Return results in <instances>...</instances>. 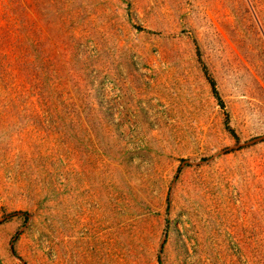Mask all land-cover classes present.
Instances as JSON below:
<instances>
[{
    "label": "rangeland",
    "instance_id": "1",
    "mask_svg": "<svg viewBox=\"0 0 264 264\" xmlns=\"http://www.w3.org/2000/svg\"><path fill=\"white\" fill-rule=\"evenodd\" d=\"M263 136L264 0H0V264H264Z\"/></svg>",
    "mask_w": 264,
    "mask_h": 264
},
{
    "label": "trees",
    "instance_id": "2",
    "mask_svg": "<svg viewBox=\"0 0 264 264\" xmlns=\"http://www.w3.org/2000/svg\"><path fill=\"white\" fill-rule=\"evenodd\" d=\"M211 86H212V90H213V93H214L215 97H216L219 101H221V99H220V95H219V93H218V90H217V88H216L215 82H214L213 80H211ZM221 104H223V103H221Z\"/></svg>",
    "mask_w": 264,
    "mask_h": 264
},
{
    "label": "water",
    "instance_id": "3",
    "mask_svg": "<svg viewBox=\"0 0 264 264\" xmlns=\"http://www.w3.org/2000/svg\"><path fill=\"white\" fill-rule=\"evenodd\" d=\"M264 140V136L263 137H259L257 139H254L253 141H251L250 143H256V142H259V141H263ZM250 143H247V144H250Z\"/></svg>",
    "mask_w": 264,
    "mask_h": 264
}]
</instances>
